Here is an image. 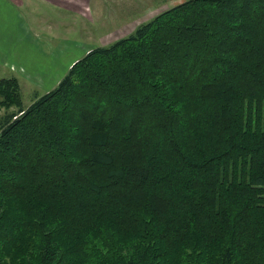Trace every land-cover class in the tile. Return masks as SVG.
I'll return each instance as SVG.
<instances>
[{
  "label": "trees",
  "instance_id": "trees-1",
  "mask_svg": "<svg viewBox=\"0 0 264 264\" xmlns=\"http://www.w3.org/2000/svg\"><path fill=\"white\" fill-rule=\"evenodd\" d=\"M20 92L0 264H264V0H183Z\"/></svg>",
  "mask_w": 264,
  "mask_h": 264
},
{
  "label": "rangeland",
  "instance_id": "rangeland-1",
  "mask_svg": "<svg viewBox=\"0 0 264 264\" xmlns=\"http://www.w3.org/2000/svg\"><path fill=\"white\" fill-rule=\"evenodd\" d=\"M54 0H27V21L37 40L25 42L26 54L0 57V79L16 78L25 108L54 88L77 61L90 51L122 40L141 24L168 11L183 0H58V6L81 10L65 16L53 7ZM83 4L81 8L76 5ZM88 5V6H87ZM24 13V12H23ZM41 35V37H40ZM31 34L28 33V38ZM18 51H14L15 53ZM17 54V53H16ZM0 108L1 119L10 112Z\"/></svg>",
  "mask_w": 264,
  "mask_h": 264
},
{
  "label": "crops",
  "instance_id": "crops-1",
  "mask_svg": "<svg viewBox=\"0 0 264 264\" xmlns=\"http://www.w3.org/2000/svg\"><path fill=\"white\" fill-rule=\"evenodd\" d=\"M27 0H0V57L12 55L20 56L26 54L23 49L25 48V42L28 39L32 42L37 40V36L32 35L33 30L30 29L29 24L33 21H27L28 12L24 9L27 7ZM91 0H87V3H90ZM44 2V0H40ZM58 0L53 1V7L62 9L65 16H74L78 15L81 10L76 11V9L69 10L63 6H58ZM83 4L76 5L81 8ZM88 6V5H87ZM24 12V13H23ZM35 22V21H34ZM33 22V23H34ZM28 33L31 34V37L28 38ZM41 37V35H40ZM13 50L18 51L12 53ZM17 53V54H16ZM69 68H71L69 66Z\"/></svg>",
  "mask_w": 264,
  "mask_h": 264
}]
</instances>
